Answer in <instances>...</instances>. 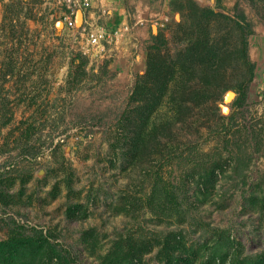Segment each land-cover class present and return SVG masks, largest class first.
<instances>
[{
	"label": "rangeland",
	"instance_id": "rangeland-1",
	"mask_svg": "<svg viewBox=\"0 0 264 264\" xmlns=\"http://www.w3.org/2000/svg\"><path fill=\"white\" fill-rule=\"evenodd\" d=\"M194 8L241 24L247 58L234 22L204 24L212 70L175 67L151 109L134 95L149 49L159 36L166 58L183 53ZM71 12L0 0V254L165 264L172 247L179 264H264V0H92L69 27Z\"/></svg>",
	"mask_w": 264,
	"mask_h": 264
},
{
	"label": "trees",
	"instance_id": "trees-1",
	"mask_svg": "<svg viewBox=\"0 0 264 264\" xmlns=\"http://www.w3.org/2000/svg\"><path fill=\"white\" fill-rule=\"evenodd\" d=\"M195 16L194 19L197 20L194 25L197 26V36L195 40H191L188 42V45L185 47L184 52L178 53L174 58L171 56L169 59L165 57V55L161 54L159 50V42L162 40L161 37H155L154 44L149 49L148 59H147V72L146 77L150 80L146 86L137 87L134 95H138L141 93L142 95L146 96L148 99L149 105L151 109H154L158 103V99L162 98L165 95L168 85L174 80L175 77V67L180 66V70H186L190 73L188 75H194L197 72L196 68L198 65L195 62L201 64L203 60H207L206 66L211 71V66L214 55H217L221 52V48L217 46L218 40L215 38H211L209 31L203 28L204 24H210L211 21L217 20H224L226 23L234 22L227 16L213 13L211 11L202 10V9H195L192 11ZM235 23V22H234ZM239 28L242 29L243 38L240 39L243 41V48H242V55L244 58H247L246 54V33L243 32V26L239 23H235ZM195 35V34H194ZM239 35V34H238ZM216 41V42H215ZM248 74L251 76V65L250 71L246 69ZM204 71V70H203ZM216 72V71H215ZM251 72V73H250ZM209 82V81H206ZM151 84V85H149ZM158 92V93H155ZM153 96V99L151 97ZM154 102V103H153ZM153 103V104H152ZM140 144L137 139L136 142L133 143L134 145ZM1 244V243H0ZM168 244V242L166 243ZM13 245V244H11ZM174 248L169 247V250L166 255L165 264H179L177 260H175L174 255L171 253ZM9 251V249H8ZM7 253L2 255L0 254V264H10L9 262L11 259V254ZM10 252V251H9ZM11 264H16L15 262ZM204 264H216V258H212L209 261L204 262ZM232 264H236L233 262Z\"/></svg>",
	"mask_w": 264,
	"mask_h": 264
},
{
	"label": "built area",
	"instance_id": "built-area-1",
	"mask_svg": "<svg viewBox=\"0 0 264 264\" xmlns=\"http://www.w3.org/2000/svg\"><path fill=\"white\" fill-rule=\"evenodd\" d=\"M68 5L72 9L71 15L66 19V23L69 27L75 26L77 22V14L81 13V21L87 23L86 18H89L90 9L92 8V0H68ZM85 28L83 29L84 35ZM84 49L86 52L98 53L102 47V40L104 39V31L98 27L95 29H90V32L84 35ZM83 46V45H82Z\"/></svg>",
	"mask_w": 264,
	"mask_h": 264
},
{
	"label": "water",
	"instance_id": "water-1",
	"mask_svg": "<svg viewBox=\"0 0 264 264\" xmlns=\"http://www.w3.org/2000/svg\"><path fill=\"white\" fill-rule=\"evenodd\" d=\"M80 21H81V13L79 12V13L77 14V22L80 23Z\"/></svg>",
	"mask_w": 264,
	"mask_h": 264
}]
</instances>
